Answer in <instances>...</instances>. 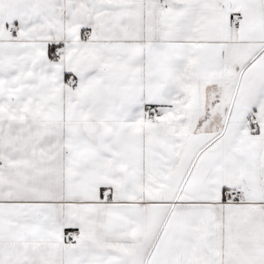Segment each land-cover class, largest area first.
Returning a JSON list of instances; mask_svg holds the SVG:
<instances>
[{
  "label": "snow or ice",
  "instance_id": "6c2138e0",
  "mask_svg": "<svg viewBox=\"0 0 264 264\" xmlns=\"http://www.w3.org/2000/svg\"><path fill=\"white\" fill-rule=\"evenodd\" d=\"M0 264H264V0H0Z\"/></svg>",
  "mask_w": 264,
  "mask_h": 264
}]
</instances>
